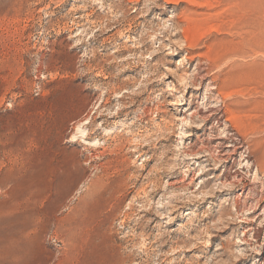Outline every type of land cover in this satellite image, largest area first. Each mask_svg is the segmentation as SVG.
Listing matches in <instances>:
<instances>
[{
	"label": "rangeland",
	"instance_id": "374dc122",
	"mask_svg": "<svg viewBox=\"0 0 264 264\" xmlns=\"http://www.w3.org/2000/svg\"><path fill=\"white\" fill-rule=\"evenodd\" d=\"M136 1L0 0V264H264V0Z\"/></svg>",
	"mask_w": 264,
	"mask_h": 264
},
{
	"label": "bare ground",
	"instance_id": "6f19581e",
	"mask_svg": "<svg viewBox=\"0 0 264 264\" xmlns=\"http://www.w3.org/2000/svg\"><path fill=\"white\" fill-rule=\"evenodd\" d=\"M135 1V0H134ZM179 1H181V3H182V1L183 2H185V4L187 3V5H189V6H191V7H193V5L195 4V5H197L196 4V2L194 1V0H164V4H166L167 6H170V5H176ZM137 3H139L140 2V0H137L136 1ZM203 4H205V3H203ZM195 7V6H194ZM189 8V7H188ZM208 11V10H207ZM186 12H188V11H186ZM185 12V13H186ZM190 12V11H189ZM193 12V11H192ZM191 12V14H193ZM181 15H183V13H180ZM179 14V15H180ZM205 14V13H204ZM188 15H189V13H188ZM187 14H185V16H183L182 18H184V17H186V16H188ZM198 15V14H197ZM205 15H207V14H205ZM205 15L203 16V15H201V16H203V17H205ZM181 17V16H180ZM189 17L191 18L192 16L191 15H189ZM177 17H175V19H176ZM197 18V17H196ZM209 18H210V16H209ZM212 18H213V16H212ZM180 19V18H179ZM188 22H192V19L190 20V19H188V17H186L185 18ZM201 20V19H200ZM185 21V20H184ZM209 23V22H208ZM189 24V23H188ZM187 24V25H188ZM191 25L193 24V23H190ZM186 25V26H187ZM210 25V24H209ZM213 25V24H212ZM215 26V25H214ZM190 27V26H189ZM211 27V26H210ZM186 28V27H185ZM190 28H192V27H190ZM193 28H194V26H193ZM201 28H202V26H201ZM206 29H208V28H206ZM211 29V28H210ZM183 30H185V29H183ZM186 30H187V32L189 33L191 30L190 29H188V26H187V28H186ZM185 30V31H186ZM195 30V29H194ZM184 32V31H183ZM207 32V31H206ZM192 33V32H191ZM186 35H185V37H187L188 36V34L187 33H185ZM197 34V33H196ZM191 35V34H190ZM193 36H194V34H193ZM192 37V36H191ZM196 37H197V35H196ZM195 37V38H196ZM189 38V37H188ZM197 39V38H196ZM188 40V39H187ZM194 41V40H193ZM186 42H188V41H186ZM188 43H190V41L188 42ZM187 43V44H188ZM196 43V42H195ZM238 43V42H237ZM239 44V43H238ZM241 44H242V42H241ZM190 44H188V46H189ZM196 45V44H195ZM240 46V45H239ZM239 46H237L238 48H239ZM226 47H227V45H226ZM225 47V48H226ZM230 47V46H229ZM228 48V47H227ZM240 48H241V46H240ZM234 50V49H233ZM240 51H239V53L241 52V49H239ZM221 51H224V50H221ZM225 51H226V49H225ZM224 51V52H225ZM238 51V50H237ZM220 52V51H219ZM223 52V53H224ZM227 52H228V50H227ZM231 52V51H230ZM233 52V51H232ZM231 52V53H232ZM236 52V51H235ZM215 53V52H214ZM234 53V52H233ZM216 54V53H215ZM218 54V53H217ZM221 55H222V53H220ZM219 54V55H220ZM241 54V53H240ZM243 54V53H242ZM212 55V54H211ZM225 55V54H224ZM235 56V55H234ZM220 57V56H219ZM222 57V56H221ZM205 58V57H204ZM227 58V57H226ZM225 58V59H226ZM220 60V59H219ZM208 63V62H207ZM235 72V71H234ZM239 71H237V73H238ZM251 73V72H250ZM232 74V73H231ZM230 74V75H231ZM241 75L242 74H244V73H240ZM252 74V73H251ZM229 75V76H230ZM235 75V74H234ZM237 75V76H236ZM235 76H233V77H231V81H232V83L231 84H233L235 81H238L237 79H239V81H241V83H242V78H241V76L240 75H238V74H236ZM247 76V75H246ZM243 77V76H242ZM250 78V77H249ZM255 77H253V79H254ZM246 79V78H245ZM247 79H248V76H247ZM253 79H252V81H253ZM259 79V78H258ZM264 79V78H263ZM223 81V80H222ZM234 81V82H233ZM246 81V80H245ZM245 81H243V82H245ZM254 81H255V79H254ZM261 81H262V79H261ZM227 82V81H226ZM250 82H251V80H250ZM236 83V82H235ZM237 84V83H236ZM244 85H245V83H243ZM223 86V85H222ZM255 86H257V85H255ZM221 87V86H220ZM230 87H232V86H230ZM236 87V86H235ZM238 87H240V86H238ZM242 87V86H241ZM259 87V86H258ZM256 88V87H255ZM264 88V87H263ZM226 89H228L227 87L225 88V86H223V87H221V88H218V94L219 95H223V92L224 91H226ZM239 89V88H238ZM246 89V88H245ZM216 90V89H215ZM244 91V90H243ZM245 92H247V89H246V91ZM262 92V91H261ZM217 93V92H216ZM237 95V94H236ZM223 100V99H222ZM256 104V103H255ZM239 107V106H238ZM236 108V107H235ZM239 109V108H238ZM232 110V109H231ZM231 110H225L224 111V116L223 117H225L226 116V119L224 120L225 122L227 121V122H229V123H231V125L233 126V128H240V127H242L243 125L245 126V124H243L242 122H241V118H240V116L238 117V115L234 112V111H231ZM235 110V109H234ZM238 111V110H237ZM251 111V110H250ZM242 112V111H241ZM247 114V113H246ZM259 114V113H258ZM248 115V114H247ZM254 115V114H253ZM247 122V121H246ZM260 122V121H259ZM250 124V123H249ZM254 124V123H253ZM255 125H253V127H254ZM187 137V136H186ZM229 146H226V147H224V148H228ZM238 149H240V148H238ZM237 150V149H236ZM235 153H236V151H235ZM193 155V154H192ZM139 156H141V155H139ZM190 156V155H189ZM248 158V157H247ZM124 159V158H123ZM198 159V158H197ZM261 162V161H260ZM119 164L122 166L123 164H124V160L123 161H120L119 162ZM258 168V167H257ZM124 169V168H123ZM262 169V168H261ZM263 170V169H262ZM127 175H128V173H127ZM254 190V189H253ZM263 194V193H262ZM235 217V216H234ZM263 228H264V226H263ZM261 229V228H260ZM89 244H91V243H89ZM105 243H103V245H104ZM245 245V244H244ZM86 246V245H85ZM94 246V245H93ZM85 248V247H84ZM99 248V247H98ZM102 248V247H101ZM96 250V249H95ZM88 251V252H86V253H84L83 252V257H82V260H81V264H112L111 263V260L109 259V257H108V254H107V252L106 251H101V250H98V251ZM81 256V255H80ZM78 259V258H77ZM118 260V259H117ZM116 260V261H117ZM114 264H117L116 262H114Z\"/></svg>",
	"mask_w": 264,
	"mask_h": 264
}]
</instances>
